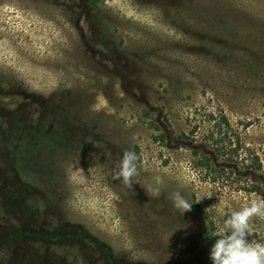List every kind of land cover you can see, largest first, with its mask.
<instances>
[{
  "label": "rangeland",
  "instance_id": "374dc122",
  "mask_svg": "<svg viewBox=\"0 0 264 264\" xmlns=\"http://www.w3.org/2000/svg\"><path fill=\"white\" fill-rule=\"evenodd\" d=\"M257 197L264 0H0V264H212Z\"/></svg>",
  "mask_w": 264,
  "mask_h": 264
},
{
  "label": "clouds",
  "instance_id": "9594fccd",
  "mask_svg": "<svg viewBox=\"0 0 264 264\" xmlns=\"http://www.w3.org/2000/svg\"><path fill=\"white\" fill-rule=\"evenodd\" d=\"M137 153L124 150L114 172L113 179L132 188L139 175ZM159 189L151 190L158 196ZM173 207L183 215L191 211L192 204L179 192L172 193ZM259 218L264 220V197L245 201L239 210H233L223 218L215 236L219 237L210 249L212 264H264V242L250 241V225Z\"/></svg>",
  "mask_w": 264,
  "mask_h": 264
},
{
  "label": "trees",
  "instance_id": "16d2710c",
  "mask_svg": "<svg viewBox=\"0 0 264 264\" xmlns=\"http://www.w3.org/2000/svg\"><path fill=\"white\" fill-rule=\"evenodd\" d=\"M85 1L88 2L89 4H92V5H94L96 3V0H85ZM200 166H203V167L208 166L207 161L202 162V163L200 162Z\"/></svg>",
  "mask_w": 264,
  "mask_h": 264
}]
</instances>
